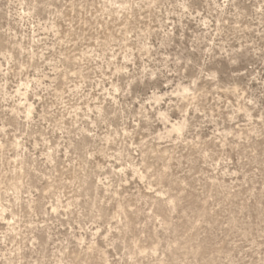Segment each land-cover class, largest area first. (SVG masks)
Segmentation results:
<instances>
[{"label":"rangeland","instance_id":"374dc122","mask_svg":"<svg viewBox=\"0 0 264 264\" xmlns=\"http://www.w3.org/2000/svg\"><path fill=\"white\" fill-rule=\"evenodd\" d=\"M0 264H264V0H0Z\"/></svg>","mask_w":264,"mask_h":264}]
</instances>
